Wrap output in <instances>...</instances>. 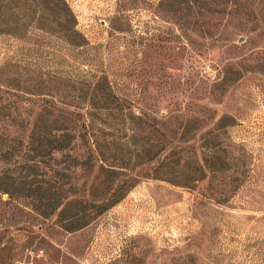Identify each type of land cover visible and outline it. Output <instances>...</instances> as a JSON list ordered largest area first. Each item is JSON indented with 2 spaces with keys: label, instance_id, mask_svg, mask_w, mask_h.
Listing matches in <instances>:
<instances>
[{
  "label": "rangeland",
  "instance_id": "1",
  "mask_svg": "<svg viewBox=\"0 0 264 264\" xmlns=\"http://www.w3.org/2000/svg\"><path fill=\"white\" fill-rule=\"evenodd\" d=\"M65 1L79 46L59 27L0 34V167L16 178L0 191V264H264V0ZM91 81L142 113L98 121L115 174L27 147L41 108L91 111ZM182 137L199 165L190 187L153 170ZM115 188L78 230L45 214L58 196L89 209Z\"/></svg>",
  "mask_w": 264,
  "mask_h": 264
},
{
  "label": "trees",
  "instance_id": "2",
  "mask_svg": "<svg viewBox=\"0 0 264 264\" xmlns=\"http://www.w3.org/2000/svg\"><path fill=\"white\" fill-rule=\"evenodd\" d=\"M168 1L176 2L177 0ZM71 22H73V13L69 11L65 0H0V34L12 35L27 42L31 39L32 30L40 29L50 32L54 27H59L67 32L66 40L69 44L77 47L79 43L76 42L74 34L76 29ZM87 92L89 97L85 102L91 109L89 112H81L78 104L66 102L57 105L56 102H52L47 107L41 108V112L37 115L26 119V125L30 126L27 147L36 151L40 161H44L55 152H67L73 164L94 165L96 160H100L103 170L115 174V167L109 163L113 156L106 150L113 141L105 139L103 133L99 134L103 130L99 129L98 121L102 119L101 122L110 128L112 125L101 115L113 118L122 116L132 121H134L133 118L142 121V113L137 115L130 112V107L125 106V100L115 93L110 81H91ZM24 121L25 119H22L23 123ZM187 140L184 137L180 140L169 139L164 147L169 149L168 154L153 167V170L155 173L162 170L165 174L164 179L173 184L190 187L198 180L199 165L193 151L183 145ZM81 146L86 148L87 155L71 154ZM156 152L148 148V162L157 161ZM7 170L0 167L1 192H8V179H16L13 174L7 173ZM115 179L117 177L112 176L111 184L115 182ZM122 197L123 193H119L118 188H115L110 197H103L101 201L94 202L92 207L87 209L88 204L84 199L73 198L64 202L58 196L49 203V207H46L45 214L58 211L59 218L67 219L64 228L75 231L88 224L97 214L118 202ZM71 204H74L75 210L73 208L72 212L66 215L68 205ZM6 250V247L0 243V258Z\"/></svg>",
  "mask_w": 264,
  "mask_h": 264
}]
</instances>
